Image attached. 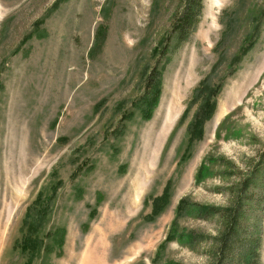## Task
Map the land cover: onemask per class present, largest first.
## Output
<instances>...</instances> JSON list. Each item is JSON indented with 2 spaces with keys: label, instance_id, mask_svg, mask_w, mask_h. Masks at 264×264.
Listing matches in <instances>:
<instances>
[{
  "label": "rangeland",
  "instance_id": "rangeland-1",
  "mask_svg": "<svg viewBox=\"0 0 264 264\" xmlns=\"http://www.w3.org/2000/svg\"><path fill=\"white\" fill-rule=\"evenodd\" d=\"M180 4L0 0V264H264V0Z\"/></svg>",
  "mask_w": 264,
  "mask_h": 264
},
{
  "label": "trees",
  "instance_id": "trees-1",
  "mask_svg": "<svg viewBox=\"0 0 264 264\" xmlns=\"http://www.w3.org/2000/svg\"><path fill=\"white\" fill-rule=\"evenodd\" d=\"M203 10V0H181V4L179 8L177 9L174 17L175 20L173 22L172 27V33L176 35V39L178 43H181L185 40H187L192 32V30L197 25L200 15L202 14ZM251 35L246 36V42L251 43ZM159 70L157 67H154L147 79V94L152 93L151 97H147L145 99V102L148 103V105H151L147 111L152 109V107L156 104L157 94H158V84L160 83L157 79H159ZM206 82L202 84V86L205 85ZM201 86V87H202ZM147 96V95H146ZM212 92L207 95V97H211ZM149 100V101H148ZM210 99L206 101V106L202 108V111L198 115V118L193 123V127L191 129L192 136H197V133L200 131V125L204 121V119L211 113L214 109V105L210 104ZM145 113V118L150 117L151 112ZM195 136V137H196ZM161 197L157 196L154 201H158ZM61 240V239H60ZM33 240L31 239H25L24 240V246L28 247L29 245H32ZM62 242V241H61Z\"/></svg>",
  "mask_w": 264,
  "mask_h": 264
}]
</instances>
